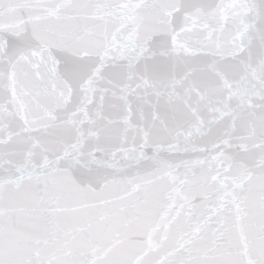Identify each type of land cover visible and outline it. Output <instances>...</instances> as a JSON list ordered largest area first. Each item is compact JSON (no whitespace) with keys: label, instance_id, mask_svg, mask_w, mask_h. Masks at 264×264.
Returning <instances> with one entry per match:
<instances>
[{"label":"snow or ice","instance_id":"snow-or-ice-1","mask_svg":"<svg viewBox=\"0 0 264 264\" xmlns=\"http://www.w3.org/2000/svg\"><path fill=\"white\" fill-rule=\"evenodd\" d=\"M0 264H264V0H0Z\"/></svg>","mask_w":264,"mask_h":264}]
</instances>
